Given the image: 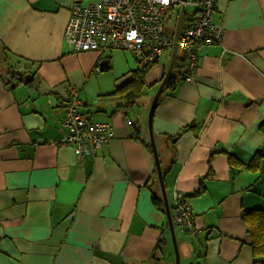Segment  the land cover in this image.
<instances>
[{
  "label": "crops",
  "instance_id": "crops-1",
  "mask_svg": "<svg viewBox=\"0 0 264 264\" xmlns=\"http://www.w3.org/2000/svg\"><path fill=\"white\" fill-rule=\"evenodd\" d=\"M76 1L0 0V264H176L149 130L169 66L154 64L149 88L127 106L114 92L135 69L132 57L65 42ZM216 4L223 40L202 47L195 82L177 68L153 131L180 264H253L244 213L264 210V158L259 170L239 171L229 156L264 153V0ZM13 72L31 82L8 83ZM71 87L88 117L113 127L96 155L61 143ZM176 191L190 196L195 235L174 220Z\"/></svg>",
  "mask_w": 264,
  "mask_h": 264
},
{
  "label": "built area",
  "instance_id": "built-area-1",
  "mask_svg": "<svg viewBox=\"0 0 264 264\" xmlns=\"http://www.w3.org/2000/svg\"><path fill=\"white\" fill-rule=\"evenodd\" d=\"M188 3L197 9L182 26L178 50L185 59V80L195 82L202 47L223 40L224 29L214 21L216 0H77L71 7L64 39L71 51L78 53L130 51L135 69H144L160 62L167 50H173L176 28L168 31L167 15L171 9L180 12ZM69 93L61 143L73 146L80 157L96 155L112 138L113 127L92 120L81 110L84 100L77 88L71 87ZM174 197V220L182 230L195 235L197 220L191 201H185L181 191H176Z\"/></svg>",
  "mask_w": 264,
  "mask_h": 264
},
{
  "label": "trees",
  "instance_id": "trees-1",
  "mask_svg": "<svg viewBox=\"0 0 264 264\" xmlns=\"http://www.w3.org/2000/svg\"><path fill=\"white\" fill-rule=\"evenodd\" d=\"M179 15L178 10H169L167 15V21L169 22L172 19H177ZM188 19L187 17V11L185 9V21ZM190 20V19H189ZM184 21V22H185ZM179 51V50H178ZM154 65V64H153ZM149 66L144 69H134L131 73L130 78L123 84H121L119 87L116 88L114 94L121 97L125 100L127 106H131L134 104L145 92L148 86L147 81V73L148 70L153 66ZM185 59L181 54L177 53L176 63L174 71L168 80L164 91L166 88H169L171 84H174L177 82L178 78L176 76V70L178 67H185ZM21 74L19 72H13L11 74V78L13 80H9L8 83L15 82L16 84L24 82V83H30L31 80L24 79L20 76ZM185 75V74H184ZM183 75V78H184ZM162 80L160 81V83ZM163 91V93H164ZM162 93V95H163ZM162 95L160 96L159 100L161 99ZM69 101V97L67 102ZM158 104V103H157ZM67 107V103L65 105V109ZM261 131L264 133V122L260 126ZM185 131L183 129L180 131L174 138L177 140V138L181 135V133ZM174 139V140H175ZM260 158H264V153L262 151H258L256 155L253 157V159L249 162H241L239 159L235 158L234 156H229L230 164L233 169H237L239 171L250 169V170H259L261 168L260 166ZM201 192V190H198L196 193ZM157 196H154V201L158 205H162V201H160ZM184 200L189 201L190 196L187 194H184ZM244 220L249 225V232L252 235V247H253V253H254V263L253 264H264V210L262 208H255L250 211H246L244 213Z\"/></svg>",
  "mask_w": 264,
  "mask_h": 264
},
{
  "label": "water",
  "instance_id": "water-1",
  "mask_svg": "<svg viewBox=\"0 0 264 264\" xmlns=\"http://www.w3.org/2000/svg\"><path fill=\"white\" fill-rule=\"evenodd\" d=\"M184 1H187V0H184ZM184 21H185V8H183L179 12V15H178L176 32H175V46L172 50L171 62L169 64V67L167 69V72H166L161 84L159 85V88L157 89V91L155 93V96L153 98V101H152L151 106H150V111H149V130H150V136H151V144H152L153 152H154V155L156 158L157 172H158V176H159V179H160V182L162 185V190H163L164 200L166 203L168 218H169L171 230L173 233L174 245H175V250H176V260H177L176 264H180V254H179V249H178V245H177L176 238H175L173 217H172V214L170 211V207L168 205V199H167L166 188H165V183H164V174L162 171L161 161L159 158L158 148H157L156 139H155L154 131H153V117H154L155 108L157 106L159 98L162 95L164 88H165L168 80L170 79V77L174 71V68H175V63H176V58H177V53H178V46H179V38H180V33L182 30V26L184 24Z\"/></svg>",
  "mask_w": 264,
  "mask_h": 264
},
{
  "label": "rangeland",
  "instance_id": "rangeland-1",
  "mask_svg": "<svg viewBox=\"0 0 264 264\" xmlns=\"http://www.w3.org/2000/svg\"><path fill=\"white\" fill-rule=\"evenodd\" d=\"M194 10V7H193V5L191 4V3H188L187 5H186V11H187V13L188 14H190L192 11ZM186 23V22H185ZM176 25H177V19H172V20H170L169 22H168V24H167V29H168V31H170V32H172L175 28H176ZM127 54V57H132L131 59H133V62L135 63V58H134V56H133V54L130 52V51H126V50H124ZM178 53L179 54H181V50H179L178 51ZM124 54V53H123ZM125 55V54H124ZM171 56H172V50H167L166 52H165V54H164V56H163V58H162V62H160V64L164 67V66H166V67H168L169 66V63H170V61H171ZM135 67V66H134ZM165 68V67H164ZM157 88H159V86L157 87ZM157 91V90H156ZM156 93V92H155ZM154 96H155V94L153 95V97H152V100H151V103H152V101H153V98H154ZM150 106H151V104H150ZM150 111V110H149ZM170 238H171V236H170ZM175 250H174V246H173V243H172V246H171V253L175 256V258H176V254H175Z\"/></svg>",
  "mask_w": 264,
  "mask_h": 264
}]
</instances>
